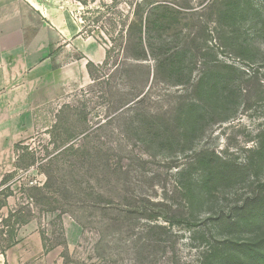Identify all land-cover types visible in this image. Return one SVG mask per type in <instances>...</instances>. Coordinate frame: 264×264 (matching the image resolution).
Instances as JSON below:
<instances>
[{
	"label": "rangeland",
	"instance_id": "obj_1",
	"mask_svg": "<svg viewBox=\"0 0 264 264\" xmlns=\"http://www.w3.org/2000/svg\"><path fill=\"white\" fill-rule=\"evenodd\" d=\"M87 2L55 8L103 51L93 77L57 41L70 78L23 93V108L0 105V181L14 175L0 232L12 210L29 219L0 264H202L223 241L262 242L264 0ZM141 3L151 21L155 3L167 7L142 46Z\"/></svg>",
	"mask_w": 264,
	"mask_h": 264
},
{
	"label": "crops",
	"instance_id": "obj_2",
	"mask_svg": "<svg viewBox=\"0 0 264 264\" xmlns=\"http://www.w3.org/2000/svg\"><path fill=\"white\" fill-rule=\"evenodd\" d=\"M40 18H43L42 26ZM74 24L72 28L70 14L55 8V0H0L2 107L23 108L26 105L23 93L37 91V85H47L49 78L54 86L70 78L72 63L58 65L53 60L52 45L57 41L59 45L64 44L65 50L75 49L85 56L81 59L84 62H79V69L85 74L88 72L86 58L95 64L101 62L103 51L87 43L80 35L78 23L74 21ZM45 90L49 91L50 87L46 86ZM28 98L32 100V95ZM2 117L7 120L18 115Z\"/></svg>",
	"mask_w": 264,
	"mask_h": 264
},
{
	"label": "trees",
	"instance_id": "obj_3",
	"mask_svg": "<svg viewBox=\"0 0 264 264\" xmlns=\"http://www.w3.org/2000/svg\"><path fill=\"white\" fill-rule=\"evenodd\" d=\"M79 1V3H81L83 6H87L88 2L87 0H77ZM91 1H95V0H91ZM113 3L112 5L116 6V2L118 0H111ZM161 3H155L152 7V11H155V15L157 16L156 20L151 21L147 15H145V10L146 8L143 7V4H138V10L135 13V15L137 16V20H138V24L134 25L137 30H138V35L136 36V39L138 40V43L140 44V46L143 45V34L150 31V29L154 28V29H158L160 24H161V20L163 18V12L167 11L165 9H167V7H163ZM144 10V12H143ZM150 10V11H151ZM150 11L148 13H150ZM145 15V24L143 23V18ZM78 25L80 27V35L84 36L87 33H89L88 31H85V27L83 25V23L80 21H78ZM90 34V33H89ZM121 39L124 38V36L119 37ZM96 39V38H95ZM115 39V38H113ZM98 40V39H96ZM116 48V45H114L112 47V49H107L106 50V62L108 61L109 57H110V53L111 51H114ZM105 62V63H106ZM107 65V64H106ZM98 66L95 65L92 61H88L87 62V70L89 72L90 77H93V71L95 69H97ZM19 148L20 145H16L15 146V150H17L16 152L19 153ZM257 153L261 156L264 157V146H262V148L257 151ZM30 155L31 153H27V155ZM62 152L57 153V155H55L53 158L48 159V163L52 164L54 162H56L61 156H62ZM33 161H35L34 157H33ZM233 171L231 170V168L226 169L225 171H219L218 172V176L219 178H224L225 174L227 176H229L230 173H232ZM77 174L72 175V179H75L76 184L78 185H73V189L72 191L75 192V194H77L78 196L81 194H85L84 189L81 185V183L76 180ZM14 178L13 174L10 175H6L3 177V179L0 181V212L2 209L8 207V199L13 196V191L11 190V187L9 185V182L11 179ZM48 184H44L42 187H38L35 188L36 191H38L40 194L44 195V189L47 187ZM257 200L258 205H260V210H264V196L263 197H257L254 198V200ZM93 207H95V205H93ZM21 211L19 210H12L9 212V215L6 219L2 220L1 223H3V226L6 228L5 230H1L0 232V244H1V248H0V254L1 255H5L6 252L12 248L13 246H15L17 244V232L18 229L24 225H26L29 221V219H27L26 217L23 218V216H21ZM238 223V222H237ZM236 223V224H237ZM6 236V237H3ZM41 238H42V244H43V249H44V253L48 254L51 251V248L48 247V238L45 232H41ZM264 243V240L262 242H249V243H228V242H221L218 243L219 246L217 247H211L206 251V255L207 258L205 260V262H202V264H221L224 261H229V260H237L238 262L242 263V264H264V247H261V245ZM65 260H70L69 256H65L64 257Z\"/></svg>",
	"mask_w": 264,
	"mask_h": 264
}]
</instances>
